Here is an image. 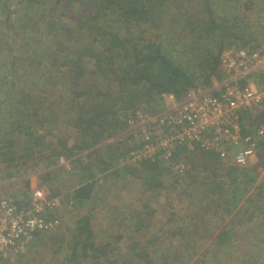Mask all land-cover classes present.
<instances>
[{
  "label": "trees",
  "instance_id": "16d2710c",
  "mask_svg": "<svg viewBox=\"0 0 264 264\" xmlns=\"http://www.w3.org/2000/svg\"><path fill=\"white\" fill-rule=\"evenodd\" d=\"M263 13L264 0H0V183L24 186L13 199L30 208L39 174L60 199L47 212L59 225L19 255L40 244L48 264H264V160L182 144L131 162L138 142L121 138L129 112L228 78L222 52L264 43ZM263 116L241 119L253 132ZM120 181L139 197L113 199Z\"/></svg>",
  "mask_w": 264,
  "mask_h": 264
},
{
  "label": "built area",
  "instance_id": "2783aa9c",
  "mask_svg": "<svg viewBox=\"0 0 264 264\" xmlns=\"http://www.w3.org/2000/svg\"><path fill=\"white\" fill-rule=\"evenodd\" d=\"M221 63L228 78L215 80L211 87L191 88L181 101L169 94L167 105L158 113L137 109L126 115L129 133L124 138L133 136L138 142L128 153L129 161L170 158L178 146L192 148L196 144L217 151L224 159L250 162L258 153V143L264 141V120L250 132L241 115L245 110L252 117L264 115V84L258 87L254 78H264V43L228 46ZM244 130H248L246 135ZM176 167L181 171L184 165L180 162ZM30 189V208H21L12 197L0 194V252L5 255L20 254L36 231L54 230L60 223L57 217L47 215L59 207L60 199L50 197L39 186Z\"/></svg>",
  "mask_w": 264,
  "mask_h": 264
},
{
  "label": "rangeland",
  "instance_id": "374dc122",
  "mask_svg": "<svg viewBox=\"0 0 264 264\" xmlns=\"http://www.w3.org/2000/svg\"><path fill=\"white\" fill-rule=\"evenodd\" d=\"M251 17L253 19H261L259 16V13H256L254 11H251ZM263 17H264V13H263L262 18ZM257 36H259V35H257ZM263 36H264L263 33H260V38H258V40H262ZM168 101H169V99L166 100V103H168ZM127 131H128V129L124 130L121 133L122 139L124 138V135ZM128 133H129V131H128ZM128 133H127V135H128ZM28 177H29V181H30L31 186H39V187L43 188L46 194L48 193L47 190L50 191L49 190V184L41 182V177L39 174L38 175L30 174ZM257 179H259V182L264 181V169H262L260 171V174H259ZM122 185H123L122 181H120L118 184L115 185L114 194L112 196L113 199L115 198V200L117 199V201H122V203L127 204L131 198H134L135 196L139 197V196H137V191L134 187L128 191H127V189H124V190H122V192H120L122 189ZM136 186H137V184H136ZM2 187L6 191V195L8 194V195L20 197L19 191L15 188L16 186L10 187L8 189L7 187L0 185V188H2ZM23 189H24V186H23ZM61 191H62V189H61ZM27 192H29V191H27ZM258 199H259L258 202L262 201L264 203V199H261V198H258ZM263 203H261V204H263ZM67 209H68V207H67ZM66 213L69 216L70 213L68 211ZM73 219L74 218H73V213H72V215L70 217L71 223H73ZM48 245H49V247H50V245L55 246L54 244H51V242H49ZM39 247H40V244L37 245L36 248H32V249L27 250L22 255H19V254L12 255V254L8 253L5 256L6 258L4 260H2V262L6 263L7 260H9L10 261L9 264H48V263H50V261H53L52 258L49 257L47 252H42V248L44 246H41L40 250H39Z\"/></svg>",
  "mask_w": 264,
  "mask_h": 264
},
{
  "label": "crops",
  "instance_id": "0c3cea01",
  "mask_svg": "<svg viewBox=\"0 0 264 264\" xmlns=\"http://www.w3.org/2000/svg\"><path fill=\"white\" fill-rule=\"evenodd\" d=\"M264 159H262V156L260 155V153L258 152L254 157H252L251 159H250V161H263ZM60 164L61 165H66V166H69V164L66 162V163H62V162H60ZM36 175V174H35ZM38 175V174H37ZM36 177V176H35ZM0 185H1V183H0ZM14 186H16L15 188L18 190V191H23V187L22 186H20V185H18V184H15V183H13L12 185H10V186H7V188L9 189L10 187H14ZM31 186V185H30ZM0 193H2V194H6V191L3 189V187L2 188H0ZM8 195V194H7ZM8 196H10V197H12V198H14L12 195H8ZM22 198H17L16 200H21ZM254 203H256V205H257V203H258V199H256L255 201H254ZM252 207V206H251ZM254 221V220H253ZM252 221V222H253Z\"/></svg>",
  "mask_w": 264,
  "mask_h": 264
}]
</instances>
